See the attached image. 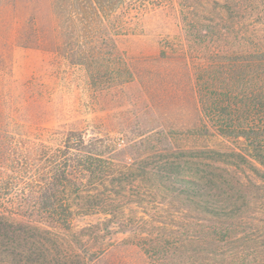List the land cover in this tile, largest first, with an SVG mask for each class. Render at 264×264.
Returning <instances> with one entry per match:
<instances>
[{"label": "trees", "instance_id": "trees-1", "mask_svg": "<svg viewBox=\"0 0 264 264\" xmlns=\"http://www.w3.org/2000/svg\"><path fill=\"white\" fill-rule=\"evenodd\" d=\"M131 1L53 0L54 48L70 65L86 67L96 87H119L134 106L157 115L160 130L151 128L140 140L155 165L117 173L102 138L71 132L63 140L61 192L22 199L35 206H20L28 220L18 227L32 228L35 210H43L54 211L57 224L69 229L75 211L88 215L110 205L103 194L85 195V188L107 187L114 172L123 191L129 177L141 185L149 180L169 208L162 210L169 234L141 244L154 264H264V0H153L136 8ZM148 15L177 28L162 40L155 60L162 73L135 65L119 50L120 39L144 31ZM24 34L25 41H42L33 29ZM98 39L105 52L94 47ZM180 91L193 96L194 121L185 132H169L163 107L178 98L182 104ZM184 138L223 141L216 148H186L179 142ZM90 261L74 256L55 264Z\"/></svg>", "mask_w": 264, "mask_h": 264}, {"label": "rangeland", "instance_id": "rangeland-1", "mask_svg": "<svg viewBox=\"0 0 264 264\" xmlns=\"http://www.w3.org/2000/svg\"><path fill=\"white\" fill-rule=\"evenodd\" d=\"M52 1L0 5V222H4L0 225V264H55L74 256L90 259V264H154L155 257L144 252L141 244L169 234L170 226L162 211L168 206L151 191L149 180L141 185L129 177L123 191L116 188L120 178L110 172L107 187H98L96 182L85 188V195L103 194L110 205L88 215L75 211L69 229L57 224L54 211L43 210H35L32 228L18 227L28 220L18 210L20 206L31 210L35 206L22 199L45 190L61 192L63 140L71 132L84 133L87 139L102 138L99 144L115 172L142 163L148 169L155 165V159L144 155L140 140L151 128L160 130L157 115L134 106L119 87H96L86 67L70 65L56 51L59 37ZM152 1L130 3L135 8L151 7ZM148 18L144 31L120 39L119 50L135 65L155 67L162 73L164 66L156 68L160 64L155 60L162 40L177 28L161 26L152 15ZM31 29L41 35V43L22 39ZM94 47L105 52L101 39ZM179 95L183 105L178 98L163 107L169 132H185L194 121L192 94L180 91ZM222 141L184 138L179 142L186 148H216ZM224 145L232 146L228 141Z\"/></svg>", "mask_w": 264, "mask_h": 264}]
</instances>
